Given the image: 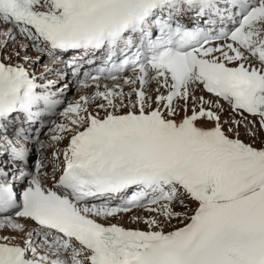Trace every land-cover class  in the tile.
I'll use <instances>...</instances> for the list:
<instances>
[{
	"label": "snow or ice",
	"instance_id": "6c2138e0",
	"mask_svg": "<svg viewBox=\"0 0 264 264\" xmlns=\"http://www.w3.org/2000/svg\"><path fill=\"white\" fill-rule=\"evenodd\" d=\"M260 133L264 0H0V264H264Z\"/></svg>",
	"mask_w": 264,
	"mask_h": 264
},
{
	"label": "bare ground",
	"instance_id": "6f19581e",
	"mask_svg": "<svg viewBox=\"0 0 264 264\" xmlns=\"http://www.w3.org/2000/svg\"><path fill=\"white\" fill-rule=\"evenodd\" d=\"M29 55L34 56V55H36V53H30V51H29ZM46 60H47V58L45 57V58H44V62H45ZM34 68H35V69H38V68H39V65H34ZM154 87H155L154 84L150 86V94L153 95V97H154L155 93L152 92L151 89L154 88ZM127 90H128V89L126 88L125 91H127ZM91 91H92L91 89H90V90H87V92H89V93H90ZM81 94H82L81 92L77 91V93L73 95L72 100L77 99V98L79 97V95H81ZM196 94H197V95H204L205 98H209L207 95H205L204 93H202V92H200V91H198ZM133 99H134V97H133ZM72 100H71V101H72ZM221 103L223 104V109H224L223 114L221 115V122L223 123L225 120L230 119L231 110H230V107H229L228 104L223 103V102H221ZM189 108H191V104H189ZM179 114H180V112L178 113V115L176 116V118L179 117ZM250 118H251V117H250ZM236 119H240V117H236ZM225 126H226V125H225ZM228 127H229V125H227V128H228ZM225 130H227L226 127H225ZM241 132L244 133L243 128H241ZM262 137H264V133H260V134H259V138L256 140V146H257V147L260 145V140L262 139ZM243 140H244L245 142H251L250 138H247V136H246V138H244ZM66 143H67V141H66ZM50 151H51V149H50V150L48 151V153L45 155L46 159L49 158ZM188 204H189V207H190L191 202L188 203ZM193 207H195L194 204H193ZM176 210H177V211H183L184 209H181V208L177 207ZM133 215H144V216H146L147 213H144V212H142V211H136V212H133V213L122 214L121 216L111 218L109 221H110V222L119 223V224L123 225V226L126 227V228H137V227H139V226H138L139 224H133V223H131V222H126V220H125L126 218H128L127 216H133ZM129 221H130V220H129ZM173 225H174V226H180L179 223H178V221L173 220V221H172V224H171V225H168V226L166 227V230H167V228H170V227L173 226ZM139 228H140V227H139ZM141 229H143V228H141ZM2 234H3V235H9L10 233H8V232H4V233H2ZM16 242L18 243V240H17Z\"/></svg>",
	"mask_w": 264,
	"mask_h": 264
},
{
	"label": "rangeland",
	"instance_id": "374dc122",
	"mask_svg": "<svg viewBox=\"0 0 264 264\" xmlns=\"http://www.w3.org/2000/svg\"><path fill=\"white\" fill-rule=\"evenodd\" d=\"M225 127H226V129H227V125H226ZM244 138H246V136L244 135L243 132H241V139L243 140ZM247 138H249V137H247ZM262 139H264V137H262ZM187 203H190V202H187ZM190 207H193V203L190 204ZM176 209H177V208H176ZM127 217H128V218L125 219L126 222H130V221H129V217H130V216H127ZM140 226L143 227L141 224H140Z\"/></svg>",
	"mask_w": 264,
	"mask_h": 264
}]
</instances>
